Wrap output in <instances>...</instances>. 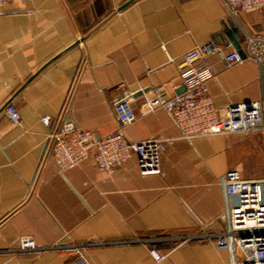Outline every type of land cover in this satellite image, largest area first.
<instances>
[{"label":"crops","instance_id":"0c3cea01","mask_svg":"<svg viewBox=\"0 0 264 264\" xmlns=\"http://www.w3.org/2000/svg\"><path fill=\"white\" fill-rule=\"evenodd\" d=\"M24 0L0 6V264H76L71 249L16 251L86 243L89 264H228L216 245L225 209L220 179L229 170L264 178V132L181 137L163 109L120 126L111 102L139 85L167 95L182 87L183 55L212 43L206 94L222 107L264 101V62L226 64L246 36L264 39V7L233 18L221 0ZM235 21L234 44H216L220 22ZM203 62L197 60V65ZM12 103L21 123L5 113ZM98 137L120 131L138 142L164 139L160 172L141 174L135 156L113 172L92 157L60 173L48 132L60 114ZM49 115L46 126L40 117ZM200 234L181 242L180 236ZM165 257L156 262L149 249Z\"/></svg>","mask_w":264,"mask_h":264},{"label":"built area","instance_id":"2783aa9c","mask_svg":"<svg viewBox=\"0 0 264 264\" xmlns=\"http://www.w3.org/2000/svg\"><path fill=\"white\" fill-rule=\"evenodd\" d=\"M230 16L238 12H249L264 7V0H221ZM24 0H0V6L7 3L21 4ZM246 36V50L243 54L232 50L224 54L226 64L254 60L260 67L264 62V39ZM220 49L212 43L196 46L183 55L180 81L185 89L180 93L167 95L162 87L149 94L139 85L137 91L112 100V110L120 126L136 120L134 107L142 113L158 109L165 110L178 126L181 137L190 140L195 137L225 133L264 132V101H246L216 106L206 94V82L213 77L205 61L208 54ZM197 60L203 62L195 65ZM140 93L139 95H136ZM5 113L14 125H20L18 109L5 105ZM49 126V115L40 117ZM50 154L60 173L73 168L92 157L98 169L113 172L126 160L135 156L141 174L160 172V155L164 139L152 137L138 142L128 140L120 131L98 137L87 129H80L61 113L55 127L47 135ZM220 185L225 204L223 229L216 233V245L228 249V264H264V178H243L238 170H229L221 177ZM200 234L180 236L181 242L200 237ZM86 243L38 245L31 237H21L16 251H43L47 249H71L76 264H89L84 247ZM149 253L156 262L165 255L152 247Z\"/></svg>","mask_w":264,"mask_h":264},{"label":"water","instance_id":"95a60500","mask_svg":"<svg viewBox=\"0 0 264 264\" xmlns=\"http://www.w3.org/2000/svg\"><path fill=\"white\" fill-rule=\"evenodd\" d=\"M133 1H135V0H126L118 8V11H121L126 6H128L130 3H132ZM239 37H240V30L237 27L235 21L232 19H227L224 22H220V28L212 35V40L216 44L225 45L228 42H231L234 44L235 40L239 39ZM184 89H185V87L183 86L177 93L182 92ZM139 94L140 93H137L136 95H139Z\"/></svg>","mask_w":264,"mask_h":264}]
</instances>
